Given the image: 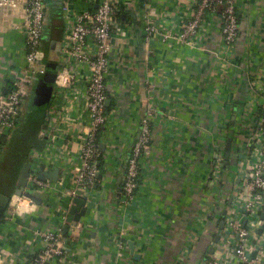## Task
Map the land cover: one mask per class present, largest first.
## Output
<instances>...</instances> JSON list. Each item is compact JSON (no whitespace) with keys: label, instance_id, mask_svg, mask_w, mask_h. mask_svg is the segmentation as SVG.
Returning <instances> with one entry per match:
<instances>
[{"label":"crops","instance_id":"1","mask_svg":"<svg viewBox=\"0 0 264 264\" xmlns=\"http://www.w3.org/2000/svg\"><path fill=\"white\" fill-rule=\"evenodd\" d=\"M99 2L45 0L41 49L48 61L59 63L63 6L94 9ZM236 2L239 32L232 46L223 43L218 13L205 16L188 40L180 38L195 14L193 0L118 2L106 74L108 123L98 137L104 150L97 188L85 216L66 225L64 254L53 264L204 263L219 230L217 213L228 207L227 179L241 153L251 149L264 107V0ZM8 20L14 28L7 35L8 22H0L3 93L26 68L21 11ZM148 27L154 28L150 38ZM85 73L83 66L77 69L70 88L52 86L48 101L33 102V84L26 86L24 115L7 140L24 151L12 160L17 171L11 178H0V194L11 198L0 226V264L29 261L42 247L41 235L69 211L68 198L57 191L36 205L15 190L24 163L44 164L51 171L76 162L86 128L85 99L79 96ZM31 107L37 114L26 116ZM149 107L154 110L150 148L140 160L136 195L122 204L117 181ZM221 152L228 164L215 185L211 172ZM261 240L264 244V232ZM129 242L138 260L130 255Z\"/></svg>","mask_w":264,"mask_h":264},{"label":"built area","instance_id":"2","mask_svg":"<svg viewBox=\"0 0 264 264\" xmlns=\"http://www.w3.org/2000/svg\"><path fill=\"white\" fill-rule=\"evenodd\" d=\"M119 1L100 0L94 9L88 7L71 10L69 4H65L62 8L65 32L62 51L59 55L57 78L53 86L56 85L58 90L74 86L77 69L81 66L86 69L85 76L80 82L82 92H79V96L85 99L83 114L86 116V128H84L82 145L76 162L69 168H60L65 177L64 181L58 180L56 183H51L39 180L37 171L41 165L35 163L31 164L25 190L47 194L57 191L59 195L67 197L70 204L75 196H82L88 200L94 192L103 157L98 138L99 132L108 123L106 74L113 38L112 27L116 20ZM193 6L196 9L195 14L184 25L181 39L188 40L195 35L205 16L218 13L224 45L232 46L236 42L239 32L236 0H193ZM16 11H21L23 18L21 31L24 37L26 68L12 82L8 91L0 92V137L5 140L10 138L16 127L27 95L26 86L36 75L44 73L45 66L42 61L47 59V54L41 49L45 25V0H0L2 24H6L8 18ZM146 32L147 38H150L154 28L148 27ZM165 38L168 37L165 36ZM67 107L70 108L69 104ZM69 108L63 109L64 122L69 121L67 118ZM153 114L154 110L149 107L140 124L139 138L133 144L128 156L120 190L122 204L131 202L136 195L140 177V160L148 152L151 144L150 121ZM258 122L256 139L251 149L241 153L234 176L227 179V186L231 191L229 204L225 209L226 215L222 219L224 227L217 232L219 241L214 245V252L209 256L206 264H264V244L261 240L264 232L262 219L264 214V107L261 108ZM224 166L225 155L221 152L211 172V183L215 185L218 183ZM66 225H68L67 212L64 210L60 214L58 226L48 229L41 235L42 247L24 264H53L57 258L62 257L64 254L63 229ZM260 230H262L261 234ZM253 253H256L255 257Z\"/></svg>","mask_w":264,"mask_h":264},{"label":"water","instance_id":"3","mask_svg":"<svg viewBox=\"0 0 264 264\" xmlns=\"http://www.w3.org/2000/svg\"><path fill=\"white\" fill-rule=\"evenodd\" d=\"M42 64L45 66L44 73L40 75H36L31 81V83L33 84V88H34L32 100L35 103L40 102V101L49 100L51 96L52 86L54 85L56 81L57 73H58V62L48 61L47 59H44L42 61ZM108 102L109 101L107 100L106 106H108ZM20 147L16 149L15 147L14 149L10 148L11 160H13L17 156L15 152L18 151ZM227 148H229V146ZM100 150L101 152H103L104 150L103 145H100ZM21 154L18 155L17 157H21ZM227 164H228V161L225 165L226 166L225 168H227ZM31 166H32L31 163H28V162L22 165L21 170H20L18 185L15 190V195L17 197H24L30 200L33 204L40 205L49 199V194L37 193L31 190H25L26 185H27V178L31 171ZM37 175H38L39 180L43 182L49 181L51 183H56L58 180L63 182L65 179L64 175L62 174V170L60 168H54L51 171H48L44 164L40 166L39 170L37 171ZM97 179H99V175H97ZM121 182H122V178H119L117 181L119 190H121ZM94 188H97V185H95ZM10 201H11L10 197L0 194V226H1V223L4 217V213L6 212V209L10 204ZM86 202H87V199L82 196H75L72 199L71 206L69 207V211L67 213V223H77L81 220V218L85 216ZM225 215H226V210L222 211L221 218L223 219ZM262 219L264 220V214L262 215ZM223 227H224V222L221 220L219 222V230H222ZM67 231H68V227L65 226L63 229V234L65 235ZM259 233L261 234L262 230H260ZM218 241H219V236L216 235L214 239V243L216 244L218 243ZM128 248L130 251V255L133 257V259L138 260V257L134 255V246L131 242L128 243ZM213 252H214V247H210L207 252V255L204 257L203 264H206V262L209 259V256L212 255ZM255 256H256V253H253V257Z\"/></svg>","mask_w":264,"mask_h":264},{"label":"rangeland","instance_id":"4","mask_svg":"<svg viewBox=\"0 0 264 264\" xmlns=\"http://www.w3.org/2000/svg\"><path fill=\"white\" fill-rule=\"evenodd\" d=\"M8 22V27L6 28V29H4L5 31H6V33L5 32H1L2 34L3 33H5V35H7L8 33V29L10 30V29H13L14 28V26H12V24H11V20H8L7 21ZM45 39V38H44ZM25 99V98H24ZM33 106H34V104H33ZM32 107L29 109L28 108V111H27V113H26V116L28 115V113L29 112H32ZM37 114V113H36ZM10 148H11V146L9 145L7 148H5L4 149V151H5V154H4V160L3 161H0V178L1 179H4V180H6V179H10L11 178V176H10V173H13V171L15 172V171H17V169H16V164L15 163H12V160H11V156H10ZM23 152V149H22V147H20L19 148V150L18 151H16L15 152V154L18 156V155H20L21 153ZM16 156V157H17ZM103 159V158H102ZM5 161H7V162H5ZM233 162V161H232ZM8 163H10V165L8 164ZM12 163V164H11ZM227 163V162H226ZM226 163H225V165H226ZM232 164V163H231ZM11 166V168H9ZM234 176V175H233ZM58 191H59V189L58 188H56ZM231 191V189H229V192ZM228 204H229V198H228ZM221 216H222V214L221 213H217V219L218 220H222V218H221Z\"/></svg>","mask_w":264,"mask_h":264},{"label":"trees","instance_id":"5","mask_svg":"<svg viewBox=\"0 0 264 264\" xmlns=\"http://www.w3.org/2000/svg\"><path fill=\"white\" fill-rule=\"evenodd\" d=\"M45 22H46V18H45ZM8 88L10 89L11 88V85L10 84H8ZM110 109V108H109ZM108 108H107V111L109 110ZM32 112L33 113H36V109L35 110H32ZM23 115H24V113H21V111H20V116H19V119L20 118H22L23 117ZM18 119V120H19ZM17 120V121H18ZM17 124V123H16ZM9 146V143L7 142V140H5L4 138H2V137H0V161H3L4 160V154H5V151H4V149L5 148H7ZM102 156V155H101ZM103 158V157H102ZM101 158V159H102ZM100 159V160H101ZM103 160V159H102ZM102 160H101V165L99 166V169H101V167H102ZM5 162H7V161H5ZM9 165H10V163H8ZM12 164V163H11ZM127 164V163H126ZM9 168H11V166L9 167ZM16 169H17V166H16ZM18 171H19V168H18Z\"/></svg>","mask_w":264,"mask_h":264}]
</instances>
